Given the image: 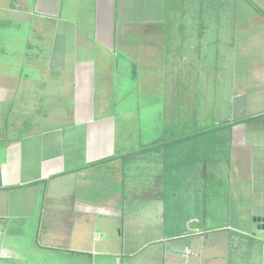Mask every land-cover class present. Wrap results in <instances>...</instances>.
I'll list each match as a JSON object with an SVG mask.
<instances>
[{
  "label": "crops",
  "instance_id": "crops-1",
  "mask_svg": "<svg viewBox=\"0 0 264 264\" xmlns=\"http://www.w3.org/2000/svg\"><path fill=\"white\" fill-rule=\"evenodd\" d=\"M9 257L264 264V0H0Z\"/></svg>",
  "mask_w": 264,
  "mask_h": 264
},
{
  "label": "rangeland",
  "instance_id": "rangeland-1",
  "mask_svg": "<svg viewBox=\"0 0 264 264\" xmlns=\"http://www.w3.org/2000/svg\"><path fill=\"white\" fill-rule=\"evenodd\" d=\"M3 261H5L6 264H14V259H13V257H9L8 259H3Z\"/></svg>",
  "mask_w": 264,
  "mask_h": 264
},
{
  "label": "water",
  "instance_id": "water-1",
  "mask_svg": "<svg viewBox=\"0 0 264 264\" xmlns=\"http://www.w3.org/2000/svg\"><path fill=\"white\" fill-rule=\"evenodd\" d=\"M260 220H261V218H260V217L256 218V221H260Z\"/></svg>",
  "mask_w": 264,
  "mask_h": 264
}]
</instances>
